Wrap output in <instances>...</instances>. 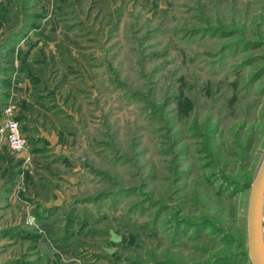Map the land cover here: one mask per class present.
<instances>
[{"label":"rangeland","instance_id":"obj_1","mask_svg":"<svg viewBox=\"0 0 264 264\" xmlns=\"http://www.w3.org/2000/svg\"><path fill=\"white\" fill-rule=\"evenodd\" d=\"M0 84V264H249L264 0H0Z\"/></svg>","mask_w":264,"mask_h":264},{"label":"water","instance_id":"obj_2","mask_svg":"<svg viewBox=\"0 0 264 264\" xmlns=\"http://www.w3.org/2000/svg\"><path fill=\"white\" fill-rule=\"evenodd\" d=\"M264 193V154L248 187L244 218L245 258L249 264H264L262 200Z\"/></svg>","mask_w":264,"mask_h":264},{"label":"built area","instance_id":"obj_3","mask_svg":"<svg viewBox=\"0 0 264 264\" xmlns=\"http://www.w3.org/2000/svg\"><path fill=\"white\" fill-rule=\"evenodd\" d=\"M0 139L9 152L27 154V143L19 122L13 117V105L0 110Z\"/></svg>","mask_w":264,"mask_h":264},{"label":"crops","instance_id":"obj_4","mask_svg":"<svg viewBox=\"0 0 264 264\" xmlns=\"http://www.w3.org/2000/svg\"><path fill=\"white\" fill-rule=\"evenodd\" d=\"M11 80L9 82V87L7 88V91H19L22 89V91L25 89L26 81L22 77L21 73L15 71H12L11 73ZM0 87L2 88L3 86L0 84ZM10 89V90H9ZM0 92H3V90H0Z\"/></svg>","mask_w":264,"mask_h":264}]
</instances>
